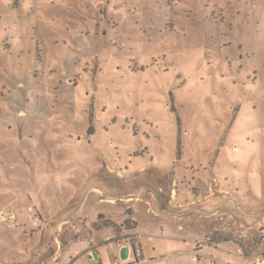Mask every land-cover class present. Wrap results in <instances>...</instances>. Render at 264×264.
<instances>
[{"label": "rangeland", "instance_id": "374dc122", "mask_svg": "<svg viewBox=\"0 0 264 264\" xmlns=\"http://www.w3.org/2000/svg\"><path fill=\"white\" fill-rule=\"evenodd\" d=\"M0 214L4 264L75 228L87 247L104 215L134 242L131 214L155 264H201L169 256L204 231L223 244L202 253L257 264L264 0H0Z\"/></svg>", "mask_w": 264, "mask_h": 264}, {"label": "crops", "instance_id": "0c3cea01", "mask_svg": "<svg viewBox=\"0 0 264 264\" xmlns=\"http://www.w3.org/2000/svg\"><path fill=\"white\" fill-rule=\"evenodd\" d=\"M130 200V199H129ZM127 200V201H129ZM112 204V203H110ZM216 204V202L214 203ZM182 205H179L178 207H181ZM187 208L188 205H183V211L181 212H172V213H167L166 218L168 219L169 222L171 220L176 219V218H181L187 215ZM210 217H214L217 215V210L214 208L213 211H210V213L207 211L206 212ZM128 216L131 219V222L135 225L134 228L130 231H127V234L135 236L134 242H126L124 239H116L117 237V232L112 228V227H102L98 230L91 229L90 225L95 222V219L85 221L83 222V227L88 230V236H87V247H83L80 250L75 248L74 242L78 241V229H73L68 231L65 234V237L63 238V241H58V238L55 239L53 248L51 249L49 253L46 249H37L36 246L32 247L30 250L26 251V255L22 257L19 261L18 264H76V261L78 260L79 257L84 256V255H90L91 253L96 259V263H91L88 262L86 264H155L160 258H153L152 255L148 254L147 248H145V244L140 241L139 234L137 233L138 225L136 219L132 216ZM89 216V215H88ZM107 219L110 220L115 225H118L120 228L121 227V222L116 223L114 220L110 218V216L104 215ZM90 217V216H89ZM126 218V217H125ZM183 226V225H182ZM102 229H107L111 230L112 233L110 234H105L104 236V242L105 243H110L112 241L115 242V247H109L106 248L107 246L102 247L101 241L97 239H93L92 234L94 232H97ZM177 231H183L184 227H181L177 223V227L175 230ZM90 230V231H89ZM122 233L125 232L124 229H122ZM72 236L69 238V236H66L69 233H72ZM121 233V234H122ZM126 234V233H125ZM203 237L199 238L198 240H195V250L190 251V250H184L181 247L178 246L177 250H174L169 258H180L184 257V255H190L192 256L195 260L199 261L201 264H217L218 261L220 264H224L222 261L218 259L220 254H217L216 256H209L205 253H202V251L206 249H214L216 252L220 250L218 246L220 244H223L222 242H213V243H208V234L204 231L202 234ZM174 240L178 242H183L187 243L185 246L187 249L191 246L192 240L189 239L187 236L183 235L180 238H173ZM125 241V242H124ZM118 243H122V247H135L139 248L141 251V254L139 257H134L132 254V250L130 249L128 251V257L125 261H121L119 259V251L121 247H118ZM259 254L261 252V246L259 242ZM156 251V246L152 245L151 247V253ZM37 253V255H35ZM258 254V256H259ZM131 256H133V261H131ZM116 257V262L113 263L110 261V259ZM216 257V259L214 258ZM136 260V261H135ZM135 261V262H134ZM183 261H185L183 259ZM208 262V263H207ZM4 264V263H0Z\"/></svg>", "mask_w": 264, "mask_h": 264}, {"label": "built area", "instance_id": "2783aa9c", "mask_svg": "<svg viewBox=\"0 0 264 264\" xmlns=\"http://www.w3.org/2000/svg\"><path fill=\"white\" fill-rule=\"evenodd\" d=\"M11 219H12V216L10 214H7V215L0 214V220H2V221L11 220ZM259 242H260V246H261V252L258 256L257 264H264V232L262 233ZM128 248H129V250L130 249L132 250V254L134 255V257L140 256L141 251L139 248H135V247H131V246H129Z\"/></svg>", "mask_w": 264, "mask_h": 264}, {"label": "water", "instance_id": "95a60500", "mask_svg": "<svg viewBox=\"0 0 264 264\" xmlns=\"http://www.w3.org/2000/svg\"><path fill=\"white\" fill-rule=\"evenodd\" d=\"M118 247H121V249L119 251V259L121 261H125L127 259V257H128L129 248L126 247V246L122 247V243H118Z\"/></svg>", "mask_w": 264, "mask_h": 264}, {"label": "trees", "instance_id": "16d2710c", "mask_svg": "<svg viewBox=\"0 0 264 264\" xmlns=\"http://www.w3.org/2000/svg\"><path fill=\"white\" fill-rule=\"evenodd\" d=\"M178 144H179V143H178ZM97 218H98V220H99V219H101V218H102V216H100V215H99ZM106 222H107V223H106V224H107V225H106V227H111V226H114V224H113V223H111L110 221L106 220ZM125 223H126V222H125ZM125 223H124V224H125Z\"/></svg>", "mask_w": 264, "mask_h": 264}]
</instances>
